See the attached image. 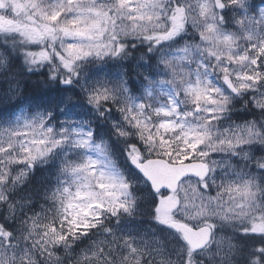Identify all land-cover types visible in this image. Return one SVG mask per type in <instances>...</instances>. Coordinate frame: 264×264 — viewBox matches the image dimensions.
Here are the masks:
<instances>
[{"label": "snow or ice", "instance_id": "snow-or-ice-1", "mask_svg": "<svg viewBox=\"0 0 264 264\" xmlns=\"http://www.w3.org/2000/svg\"><path fill=\"white\" fill-rule=\"evenodd\" d=\"M0 264H264V0H0Z\"/></svg>", "mask_w": 264, "mask_h": 264}]
</instances>
